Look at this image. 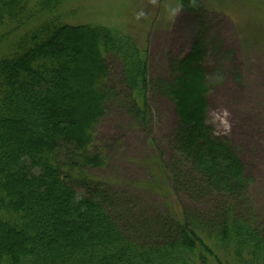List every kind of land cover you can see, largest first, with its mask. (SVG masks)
<instances>
[{"label":"trees","instance_id":"trees-1","mask_svg":"<svg viewBox=\"0 0 264 264\" xmlns=\"http://www.w3.org/2000/svg\"><path fill=\"white\" fill-rule=\"evenodd\" d=\"M64 1L0 0V264H223L224 252L235 264H264L250 180L206 124L208 21L201 1L177 0L197 22V40L171 62V79L159 81L158 91L173 105L176 151L192 169L185 185L210 195L214 207L207 217L184 210L155 244L124 236L102 182L88 179L76 194L63 172L104 165L91 148L92 129L119 97L107 86L106 56L120 64L129 113L142 123L150 87L147 51L121 29L62 22L55 14ZM83 69L91 72L79 80ZM190 109L205 147L190 146L182 132Z\"/></svg>","mask_w":264,"mask_h":264},{"label":"rangeland","instance_id":"rangeland-1","mask_svg":"<svg viewBox=\"0 0 264 264\" xmlns=\"http://www.w3.org/2000/svg\"><path fill=\"white\" fill-rule=\"evenodd\" d=\"M200 1L208 21L206 124L239 159L250 180L249 204L264 232V0ZM55 15L71 25L121 29L148 56L150 87L143 123L129 113L120 64L105 57L107 86L119 95L107 102L105 115L92 129L91 148L105 161L101 168L63 170L75 193H82L88 179L102 182L114 197L109 211L124 236L145 244L161 242L160 234L184 210L210 216L215 199L200 197L185 185L192 169L176 151L173 105L158 91L159 81L171 79V62L188 55L197 40V22L180 10L177 0H67ZM89 72L83 69L79 80ZM184 117L182 132L190 135V146L205 147L197 134L195 110ZM64 158L59 155V160ZM232 259L222 254L223 264H235Z\"/></svg>","mask_w":264,"mask_h":264}]
</instances>
